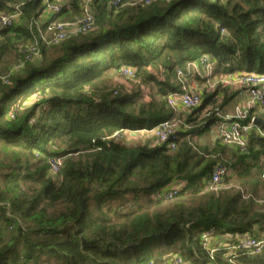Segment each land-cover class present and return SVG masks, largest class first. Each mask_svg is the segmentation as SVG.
Masks as SVG:
<instances>
[{
  "label": "trees",
  "instance_id": "trees-1",
  "mask_svg": "<svg viewBox=\"0 0 264 264\" xmlns=\"http://www.w3.org/2000/svg\"><path fill=\"white\" fill-rule=\"evenodd\" d=\"M79 2L68 0L55 18L78 19ZM21 3V23L0 30V74L4 57L34 44L26 21L43 0H0V15ZM92 9L90 32L40 42L28 61L17 54L24 67L0 81V264H163L168 253L191 264H264V246L257 256L219 248L211 258L200 242L208 230L229 244L244 234L264 238V204L245 187L261 185L264 139L250 133L244 153L194 141L221 120L203 113L214 93L184 114L190 129L176 133L174 150L122 139L174 116L164 97L179 89L175 70L189 61L207 56L222 74H264V0H158L118 10L93 0ZM121 66L155 90L113 95ZM55 155L65 159L51 175L46 158ZM219 164L231 172L226 184L235 174L240 183L230 184L251 198L203 192ZM175 181L185 187L173 202L152 200ZM155 249L157 258L147 256Z\"/></svg>",
  "mask_w": 264,
  "mask_h": 264
},
{
  "label": "built area",
  "instance_id": "built-area-1",
  "mask_svg": "<svg viewBox=\"0 0 264 264\" xmlns=\"http://www.w3.org/2000/svg\"><path fill=\"white\" fill-rule=\"evenodd\" d=\"M57 1V2H56ZM158 0H107L108 8L118 10L123 6L134 7L137 5L148 6ZM215 2L217 0H211ZM21 5L15 6V10L9 14L0 15V30L10 29L21 23L22 11ZM93 0H80L79 10L80 17L72 21H61L55 18L65 7H68V0H43V11L36 17H31L26 21V28L32 37L34 44L23 50L25 60L28 61L32 57H37L40 53L39 43L46 45H57L69 38L84 35L90 32L95 24L93 14ZM67 9V8H66ZM224 35L225 31L221 30ZM24 61L10 69L5 76L0 75V81L4 84L8 82L9 76L21 70L24 67ZM135 69L129 66H121L114 76L115 90L113 95L123 91L125 87L123 82H134L136 88L145 92L149 84L145 85L134 79ZM121 79H123L122 82ZM188 79H194L202 82L204 89L208 93H214L222 89L245 90L251 98V102L259 104L264 112V74L246 73L242 71H234L229 74L217 73L215 71V62L207 56H200L196 60L189 61L185 64L184 69L175 70V81L179 85L176 91H169L164 99L168 107L173 111V117L161 122L150 131L140 130L136 132L150 133L155 141L164 144L170 150L176 148L177 134L181 129H190L184 114L198 108L202 103V96L194 85H189ZM127 92V91H126ZM130 93V92H127ZM244 114L237 113L233 119H226L218 123L216 128L217 141L223 145L233 149H239L241 153L246 151L247 137L250 133L264 139V128L253 123L255 117L252 116L246 124L240 123L239 119H244ZM133 134V131H127L124 134ZM123 134V135H124ZM119 137L118 135H116ZM185 142L193 147L190 136H185ZM65 156H50L46 158L48 171L51 175L60 172ZM230 170L225 164L217 165L211 173L210 178L205 183L204 193H217L221 191H234L242 195L243 199L251 198V195L243 190V187L237 184H226V177L230 175ZM228 178V177H227ZM185 184L181 181H175L168 186L159 189L153 196L152 200L161 203L173 202L184 189ZM258 205L264 204V201H256ZM233 245H227L229 255L241 250L249 256H257L261 253L264 246V238L261 240L252 238L249 234L233 237ZM218 240L214 236L213 230H208L201 235V245L203 249L212 258L219 247L211 248L210 241ZM212 243V242H211ZM223 248V247H220ZM147 264H153L150 261ZM167 264H187V262L179 255L172 254L167 258Z\"/></svg>",
  "mask_w": 264,
  "mask_h": 264
},
{
  "label": "rangeland",
  "instance_id": "rangeland-1",
  "mask_svg": "<svg viewBox=\"0 0 264 264\" xmlns=\"http://www.w3.org/2000/svg\"><path fill=\"white\" fill-rule=\"evenodd\" d=\"M57 2V1H56ZM74 20V19H73ZM61 21H72V19H65V20H61ZM22 23H24V22H22ZM29 46H27L26 47V49L28 48ZM17 54H20V55H22L23 57H24V52H23V49H22V47H19V50L17 51V52H14V51H12L11 53H9L6 57H4L3 58V61H2V68H3V70H2V73L0 74L1 76H5V75H7L8 73H9V71H10V69H12L13 67H15L17 64H19V63H22V61L23 60H20L21 59V57H20V55L19 56H17ZM25 58V57H24ZM18 72V71H17ZM114 72H116V71H114ZM113 72V73H114ZM115 75H116V73H115ZM115 75H112L113 77L115 76ZM123 81V79H121V81L120 82H122ZM123 82H125L124 83V85H125V87L126 88H124L123 89V91L124 92H131L133 89H136V85L137 84H135L134 82H129V81H123ZM189 85H194V87L198 90V91H200V93H201V96H202V99L204 98V97H206L207 96V94H210V93H208V91H206L205 89H204V86H203V84H202V82H199V81H197V80H192V79H188V82H187ZM115 86V85H114ZM151 90H155V87H154V85L152 84L151 86H148L146 89H144V93H147V92H150ZM233 91H235L234 89H222V90H220L219 92L220 93H222V96L223 97H225V96H228V97H231L232 95H234V92ZM221 96V97H222ZM221 103V101L220 100H217V105L218 104H220ZM216 106V105H215ZM214 106V107H215ZM211 109V105H210V107H209V110ZM185 116V115H184ZM208 132H210V130H207L206 131V133H208ZM134 135H133V137H131L130 135H128V133L127 134H124L123 136H122V139H123V142H125V143H127L128 144V146H136V145H142V144H144L145 143V140H146V138L148 137V136H150V135H152V134H150V133H145V132H134L133 133ZM151 138H152V140L154 139L153 138V136H151ZM203 138L204 139H207V135H204L203 136ZM194 140H195V138H194ZM154 141H155V139H154ZM195 142H198V143H200L199 141H198V139H196L195 140ZM261 166H262V169H263V171H264V160L261 162ZM260 180L262 181L261 182V185H258L257 186V188H256V191H254V190H252V189H250L249 188V186H245L246 187V189L250 192V193H252L254 196V198L257 200V201H264V174H263V176L260 178ZM239 182L240 183V181L235 177V174L234 175H232L231 176V178H230V181H228V184L229 185H231L230 183H233V182ZM115 203L116 202H114V203H112V206L113 205H115ZM257 204H255V206H256ZM218 240H211L210 241V247L211 248H216V247H223V248H225L226 247V245L225 244H222V243H220L219 244V242H217ZM212 242V243H211ZM157 252L158 251H156V249L154 250V251H152V253H150V254H148L147 256H152V258L153 259H155V258H157ZM167 252H163V254H166ZM172 254H174V253H168L167 255H169V256H171ZM166 255V256H167ZM165 256V257H166ZM169 256H167V258L169 257ZM163 260H166V258H164ZM152 261V260H151ZM163 264H167V261H164V263ZM187 264H191V263H188L187 262Z\"/></svg>",
  "mask_w": 264,
  "mask_h": 264
},
{
  "label": "crops",
  "instance_id": "crops-1",
  "mask_svg": "<svg viewBox=\"0 0 264 264\" xmlns=\"http://www.w3.org/2000/svg\"><path fill=\"white\" fill-rule=\"evenodd\" d=\"M218 72L220 73V71H217V73ZM219 91L214 92L215 96L212 98L214 105H216V106L215 107L212 106L213 104L207 105L204 108L203 113H207L210 115L214 114L215 117L220 118L221 120H219V122L215 123L214 125H212L210 127V129H209L210 132H208V133L205 132L204 134L195 138V140L198 139V141L201 144L211 145L215 141H217L216 128L218 126V123H220L221 121H224L226 119H233L237 113H242V114H244L245 117L246 116H251V117L254 116L255 118H259L262 121H264V112L262 111V108L259 106V104L255 103V102H251V98L245 90L233 91L234 95H232V98L229 100V103L226 106L221 107V108H220V106L222 104V101L224 100V98L226 96L223 97L222 93H220ZM217 100L221 101V103L218 105L216 104ZM210 105H211V109L209 110ZM129 135L131 137H133L132 134H129ZM204 135H207V139L203 138ZM151 136L152 135H150L146 138L145 143L151 144V142H152V143L156 144L154 139L152 140ZM232 240H234V238ZM217 242H219V244L220 243L225 244L226 246L227 245H233V243L229 244L227 242H224L221 238H218Z\"/></svg>",
  "mask_w": 264,
  "mask_h": 264
},
{
  "label": "water",
  "instance_id": "water-1",
  "mask_svg": "<svg viewBox=\"0 0 264 264\" xmlns=\"http://www.w3.org/2000/svg\"><path fill=\"white\" fill-rule=\"evenodd\" d=\"M115 73H116V72H114L113 75H115ZM253 123H254L255 125H258V126L264 127V121H262V120L259 119V118H255L254 121H253ZM132 135H134V134H132Z\"/></svg>",
  "mask_w": 264,
  "mask_h": 264
},
{
  "label": "clouds",
  "instance_id": "clouds-1",
  "mask_svg": "<svg viewBox=\"0 0 264 264\" xmlns=\"http://www.w3.org/2000/svg\"><path fill=\"white\" fill-rule=\"evenodd\" d=\"M261 127V126H260ZM262 128H264V127H262Z\"/></svg>",
  "mask_w": 264,
  "mask_h": 264
}]
</instances>
